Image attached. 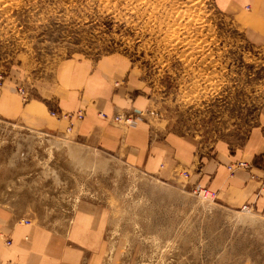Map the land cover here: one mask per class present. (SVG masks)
<instances>
[{"label":"rangeland","instance_id":"obj_1","mask_svg":"<svg viewBox=\"0 0 264 264\" xmlns=\"http://www.w3.org/2000/svg\"><path fill=\"white\" fill-rule=\"evenodd\" d=\"M112 54L137 76L163 130L199 146L238 147L264 106V46L251 45L215 0H0V86L11 68L33 73ZM188 179L182 171L157 179L111 153L0 121V190L20 202L28 188L50 208L69 192L71 201L105 203L114 264H227L245 255L247 229L258 223L246 210L224 212L214 192Z\"/></svg>","mask_w":264,"mask_h":264},{"label":"crops","instance_id":"obj_2","mask_svg":"<svg viewBox=\"0 0 264 264\" xmlns=\"http://www.w3.org/2000/svg\"><path fill=\"white\" fill-rule=\"evenodd\" d=\"M215 6L240 26L251 45L264 46V0H215ZM3 73L1 122L111 153L157 179L187 172L190 188L214 192L215 205L224 212L241 213L242 206H249L244 213L259 225L247 229L245 255L227 264H264V106L238 147L221 142L203 147L163 130L149 112L142 84L119 55L66 59L33 73L15 68ZM20 87L29 95L25 102L16 92ZM79 112L82 120L74 116ZM67 113L72 116L64 118ZM115 116L129 123L113 121ZM240 161L252 167L231 174L227 167ZM71 197L72 192L62 194L58 206L50 208L31 197L28 188H21L20 202H10L9 192L0 190V264H114L109 206Z\"/></svg>","mask_w":264,"mask_h":264},{"label":"built area","instance_id":"obj_3","mask_svg":"<svg viewBox=\"0 0 264 264\" xmlns=\"http://www.w3.org/2000/svg\"><path fill=\"white\" fill-rule=\"evenodd\" d=\"M0 81H2V78H1V74H0ZM18 94L21 95L23 101L25 102L26 100H28L29 98V95L28 93H26V91L23 89V88H19L18 89ZM52 115H55V113H52ZM71 115L70 114H67V115H64L63 117L64 118H69ZM101 117H105V115L103 114H100ZM75 118L77 120H82V114L81 113H78L75 115ZM125 122V123H129L127 119H123L121 118V116H115L113 118V121H122ZM69 129V128H68ZM250 167V165L244 163V162H240V163H237L235 164L233 167H230V169L232 170H237V169H240V168H244V169H248ZM184 177H186V174H184ZM262 186L264 187V182L262 184ZM194 192L198 194L199 197H201L204 201L210 203L212 201H214L215 197H214V194L213 193H209L208 191L204 190V189H200V188H195L194 189ZM249 209L248 206H242L241 210H247ZM10 244V241H7L6 242V245L9 246Z\"/></svg>","mask_w":264,"mask_h":264},{"label":"bare ground","instance_id":"obj_4","mask_svg":"<svg viewBox=\"0 0 264 264\" xmlns=\"http://www.w3.org/2000/svg\"><path fill=\"white\" fill-rule=\"evenodd\" d=\"M123 118V117H122Z\"/></svg>","mask_w":264,"mask_h":264}]
</instances>
